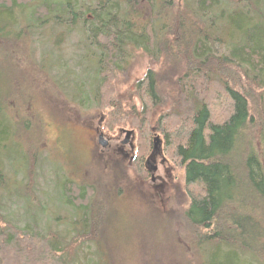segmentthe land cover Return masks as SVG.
<instances>
[{
    "label": "trees",
    "instance_id": "1",
    "mask_svg": "<svg viewBox=\"0 0 264 264\" xmlns=\"http://www.w3.org/2000/svg\"><path fill=\"white\" fill-rule=\"evenodd\" d=\"M64 1L40 3L34 15L26 16L24 8L40 0H0V39L15 27L6 18L18 13L34 20L28 28L19 21L22 38L48 24L49 17L56 20L54 25L74 17L71 0ZM125 1L126 11L116 14L109 11L119 5L110 6V0L97 4L94 12L79 7L94 19L78 21L82 27L92 24L87 45L95 51L90 56L95 64L89 63V88L98 108L110 110L103 115L104 128L130 121L137 135L135 167L147 181L152 141L157 135L163 140L165 162L183 170L184 180L172 181H183L188 206L179 218L189 233L185 243L194 252L195 264H264V0H199L180 10L172 0H146L154 8L153 17L140 34L130 18L143 15L135 9L141 0ZM143 45L160 72L144 77L141 115H123L117 110L113 82L131 58L128 49ZM14 53L0 56L3 70ZM45 56L41 52L38 65L45 63ZM168 104L154 131L149 123L153 113ZM1 119L7 128H0V142L14 127L3 113ZM63 189L66 202L84 211L83 233L94 239L98 225L86 221L91 217L93 222L94 195L67 184ZM81 244V237L66 243L58 235L7 227L0 231V264H82L77 260Z\"/></svg>",
    "mask_w": 264,
    "mask_h": 264
},
{
    "label": "rangeland",
    "instance_id": "2",
    "mask_svg": "<svg viewBox=\"0 0 264 264\" xmlns=\"http://www.w3.org/2000/svg\"><path fill=\"white\" fill-rule=\"evenodd\" d=\"M54 1L40 0L22 13L34 15L40 3ZM105 1L71 0L74 17L55 25L56 20L44 18L47 22L49 19L44 28L32 35L27 32L23 38L18 37L19 21L28 28L33 18H19V13L6 18L5 23L15 27L10 35L5 34L11 46L6 36L3 40L1 37L0 56L15 53L5 70L0 67V128H7L1 119L3 113V119L14 126L9 130L14 137L7 132L9 137L0 142V231L10 227L40 236L58 235L66 243L81 237L77 260L82 264H195L194 252L185 243L189 233L179 218L188 206L183 181L181 185H173L172 181L175 177L184 180L183 170L157 159L155 182L139 177L134 161L121 159L128 155V149L121 152L118 147L124 139L119 131L131 130L130 121L118 128H104L103 115L110 110L98 108L89 88V63L95 64L90 57L95 51L87 45L92 24L82 27L79 21L94 19L83 14L84 10L80 12L79 7H91L94 12L97 4ZM172 1L180 10L199 0ZM115 2L119 9L110 8L111 14L126 11L125 0H110L108 4L115 6ZM135 9L143 15L133 16L130 22L140 34L152 19L154 8L141 0ZM15 21L18 24H13ZM41 52L46 55L45 63L38 65ZM128 52L131 58L125 70L113 82L114 99L123 115H141L144 77L149 71L159 73L160 65L151 60L144 45L130 47ZM42 67L52 70L46 72ZM167 111L169 104L153 113L151 129L156 131ZM102 129L110 132L109 149L100 145L98 136L94 137ZM133 143L135 156L137 135ZM62 184L64 188L66 184L85 188L87 194L89 189L94 195L93 222L91 217L86 220L90 226L98 225L94 239L91 233H83L84 211L66 202ZM30 196L32 201H28Z\"/></svg>",
    "mask_w": 264,
    "mask_h": 264
},
{
    "label": "flooded vegetation",
    "instance_id": "3",
    "mask_svg": "<svg viewBox=\"0 0 264 264\" xmlns=\"http://www.w3.org/2000/svg\"><path fill=\"white\" fill-rule=\"evenodd\" d=\"M104 130L102 129V130H97L96 131V133H94V137H96V136H98V137H100V136H102L103 137V139H105L108 143H107V146H106V148L105 149H109L110 148V145L112 144L111 143V138L109 137L110 136V132H107V133H105V131L103 132ZM119 134L122 136V137H124V139H123V141H121V142H119L118 143V147L120 148V151L121 152H123L124 150H126V149H128V155H126V157L123 155V158H121L122 159V161L124 162L125 161V158L127 159H129V160H133L134 161V163H135V156H134V141L136 140V133H134L129 139H127V135H126V133L124 132V130L123 129H121L120 131H119ZM116 137V136H115ZM102 139V141L101 142H104V140ZM129 147V148H128ZM124 149V150H123ZM157 159H161V163L163 164V163H166L165 162V159H164V157H163V153H162V156L161 157H159V158H154V159H152V161H151V164H150V167H152V168H155L156 169V161H157ZM149 182H155V176H154V179L152 178V176L150 177V180H149ZM153 188H155V187H153Z\"/></svg>",
    "mask_w": 264,
    "mask_h": 264
},
{
    "label": "water",
    "instance_id": "4",
    "mask_svg": "<svg viewBox=\"0 0 264 264\" xmlns=\"http://www.w3.org/2000/svg\"><path fill=\"white\" fill-rule=\"evenodd\" d=\"M125 133L127 135V139H129L134 134L133 131H125ZM99 139H100V145L103 148H106L107 143L106 142H104V143L101 142L103 137L100 136ZM162 146H163V142H162L161 138L158 137V136H155L154 139H153V147H152L151 156L149 157V159L146 162V168L149 171V173L151 174L153 179H154V176H155L156 169L150 167V164H151L152 159L159 158V157L162 156V153H163V147Z\"/></svg>",
    "mask_w": 264,
    "mask_h": 264
},
{
    "label": "bare ground",
    "instance_id": "5",
    "mask_svg": "<svg viewBox=\"0 0 264 264\" xmlns=\"http://www.w3.org/2000/svg\"><path fill=\"white\" fill-rule=\"evenodd\" d=\"M158 136V135H157Z\"/></svg>",
    "mask_w": 264,
    "mask_h": 264
}]
</instances>
